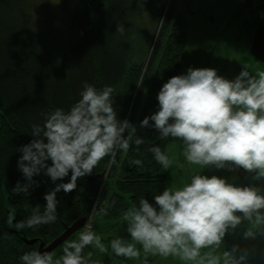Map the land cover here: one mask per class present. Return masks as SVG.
Returning <instances> with one entry per match:
<instances>
[{"label":"clouds","instance_id":"clouds-1","mask_svg":"<svg viewBox=\"0 0 264 264\" xmlns=\"http://www.w3.org/2000/svg\"><path fill=\"white\" fill-rule=\"evenodd\" d=\"M124 31L123 25H117V33ZM157 101L158 110L146 116L140 128L151 127L161 138L181 141L185 160L199 171L178 186L166 187L152 201L141 198L124 211L127 238L117 236L106 245L89 224L77 239L64 242L59 257L32 250L20 256L22 264H96L92 252L85 254L88 247L102 254L110 249L141 264H148L150 256L171 257L183 264H248L247 251L237 255L238 246L221 255L202 250L219 248L229 230L243 221L248 222L245 239L264 235V186L260 183L264 181V71L251 74L242 67L228 79L215 68L189 67L185 74L163 83ZM136 130V125L118 118L112 87L97 89L85 82L80 99L68 111L56 108L46 114L43 125L33 124V138L19 148L18 169L26 182H17L12 191L29 193L37 183L33 178L41 173L55 187L44 195L43 213L37 206L15 227L55 222L57 194L76 190L77 181L90 176L106 157L115 163L118 151L129 150ZM134 143L139 146L143 139L137 137ZM150 151L164 169L171 166L160 147ZM212 169H243L254 174L259 186H241L226 177L205 174ZM100 211L107 214L103 208Z\"/></svg>","mask_w":264,"mask_h":264},{"label":"trees","instance_id":"trees-1","mask_svg":"<svg viewBox=\"0 0 264 264\" xmlns=\"http://www.w3.org/2000/svg\"><path fill=\"white\" fill-rule=\"evenodd\" d=\"M29 2L0 0V264H22L20 256L37 250V244L29 245L23 237L51 243L94 209L107 221L121 222L130 206L141 198L152 201L167 187V170L150 149L158 146L168 155L173 138H161L151 127L140 128V122L158 110L157 94L163 83L181 74L186 48L176 26V0L171 1L152 53L157 31L142 51L138 33L131 29L144 23L136 10L138 0H73L67 41L49 54L39 39L31 41ZM167 3L152 0L156 30ZM117 25L124 26L122 35L116 32ZM85 82L97 89L113 88L118 118L137 127L130 148L118 151L115 163L108 157L102 160L90 176L77 181L73 192H59L55 222L17 229L16 223L29 218L37 206L43 213L44 195L55 187L41 173L33 178L37 183L29 193L12 191L17 182H26L18 169L19 148L30 142L32 125H43L46 114L56 108L68 111L80 99ZM137 137L143 139L139 146L134 143Z\"/></svg>","mask_w":264,"mask_h":264},{"label":"rangeland","instance_id":"rangeland-1","mask_svg":"<svg viewBox=\"0 0 264 264\" xmlns=\"http://www.w3.org/2000/svg\"><path fill=\"white\" fill-rule=\"evenodd\" d=\"M29 1L30 15H28V23L30 25V28L32 29L31 41L34 42L35 40L39 39V42L43 46L45 52L49 50L51 52L49 54H55L57 50H61L64 47L67 41L69 30L72 25L73 7L71 6V3L73 0ZM242 2L243 0H197L195 6H202L204 7V10L201 15L190 18V35L188 38L186 58L190 57L192 52H196L194 49L196 48L197 41H199L200 38L205 40L208 36L207 33L209 30V26L207 25L205 20V18H207V15H215L216 23L212 25L210 32L217 34L223 29L225 22L228 23L230 20L237 16L238 12L240 11ZM136 10L139 17L141 18L140 21H143L144 23L139 25L134 24V26H131V29L133 30V32L138 33V36H136V38L139 42V49L143 51L154 33L157 31L156 36L158 32L160 33L159 28L161 23L159 25V28L156 30L155 28L157 25V18L153 15L154 10L152 8V0H138ZM230 24H232V22ZM233 31L236 30L232 29V27L230 26L228 35L231 36L233 34ZM243 34H247V30L245 28H242L241 32L239 33V35L242 36ZM168 156L172 161V164L167 169L166 173L167 187L173 185L178 186L186 182L192 172L199 171L198 166L189 165L185 160L183 155V144L179 140H172L169 146ZM205 174L209 176L218 175L221 177H226L229 182L241 185V183L237 180L236 171L233 172L227 170L212 169L205 170ZM248 177L250 183H252L251 176ZM260 183L261 186H264V181ZM255 185L259 186V183ZM94 220L95 222L93 225L95 226V228L92 227V222L90 223L91 228L94 229L93 231H95L97 234L101 235L103 242L106 245H108L109 241L112 238H115L117 236L125 238L128 237L125 222L121 221L116 223L115 220L106 222L105 218L101 215H98ZM106 226L109 227L107 228ZM247 228L248 222L243 221L236 229L229 230L219 248L204 249L202 250V253L212 252L214 255H221L223 250H231L233 246H238L237 255L247 251L248 264H264V235L258 234L255 239H245L243 233L247 230ZM86 252H92L97 255L99 254V256H92V260H96L97 262H102L103 260L110 258L112 263L109 264H141V261L126 260L123 257H118L115 254L111 253L110 249L107 254H102L98 249L88 247L86 248ZM58 253L59 252L55 253L57 257L62 254ZM149 258H151L152 260L149 264H183L182 261L171 257L168 259H164L161 257L150 256Z\"/></svg>","mask_w":264,"mask_h":264},{"label":"flooded vegetation","instance_id":"flooded-vegetation-1","mask_svg":"<svg viewBox=\"0 0 264 264\" xmlns=\"http://www.w3.org/2000/svg\"><path fill=\"white\" fill-rule=\"evenodd\" d=\"M196 1L197 0H176V26H178L179 34L181 32L180 35L185 37L184 41L186 43L185 55L181 65V74H185L189 67H211L217 69L220 75L228 79H233L241 71L242 67L249 70L251 74L264 71V61L257 57L252 50L253 47L258 48L259 42L264 40L262 36V33H264V0H243L237 16L228 23L225 22V28L223 27L217 34L210 32L212 25L216 23L215 15L208 14L207 18H205L209 26L207 38L205 40L200 38L194 49L196 52H192L191 56L186 58L188 38L190 35V18L201 15L204 10L202 6H195ZM231 22L232 24H230ZM230 26L232 29L236 30L233 31L231 36L228 35ZM242 28L247 30L246 35H239ZM236 173L237 180L241 183V186L259 183L253 179V173H245L242 169L237 170ZM248 176H251L252 183H250ZM95 211L96 209H94L89 216L83 217L86 218L83 227L68 238V240L77 239L80 232L85 230L91 222L92 227L95 228L93 225L95 222L94 219L98 216L95 214ZM106 222L109 221L106 220ZM106 227L108 228L109 226ZM40 242L44 241L35 243L37 244V251L39 250ZM48 244L50 243H45V246ZM57 249L54 253L57 252ZM85 254H87L86 249ZM92 256H99V254L92 253ZM92 261L96 262V264L106 261L112 263L110 258L102 262H97L96 260Z\"/></svg>","mask_w":264,"mask_h":264},{"label":"water","instance_id":"water-1","mask_svg":"<svg viewBox=\"0 0 264 264\" xmlns=\"http://www.w3.org/2000/svg\"><path fill=\"white\" fill-rule=\"evenodd\" d=\"M170 2L171 0H169L168 4H167V7H166V10H165V13L163 15V23H164V20H165V17H166V14H167V11H168V8L170 6ZM189 8V7H188ZM163 23L161 22V25H160V28H159V31L163 25ZM159 35V32L156 36V39H155V42L153 44V47H152V50H151V53L155 47V44H156V40H157V37ZM262 36L264 37V33H262ZM262 37V38H263ZM253 53L259 57L261 60L264 61V40H262L261 42H259V47L258 48H254L253 47ZM151 53H150V56H151ZM13 221H15L13 219ZM12 221V222H13ZM86 222V218H81L79 220H77L76 222H74L71 226H68L66 227L65 231L59 236L57 237L56 239H54L50 244H48L47 246H45V243L44 242H40V245H39V250L40 252H45V251H49V252H54L58 247H60L65 241L68 240V238H70L74 233H76L78 230H80L84 223ZM10 229L12 232H15V233H19V231L13 227L10 226ZM25 242L29 245H33L38 241V239H27L25 237H23Z\"/></svg>","mask_w":264,"mask_h":264}]
</instances>
